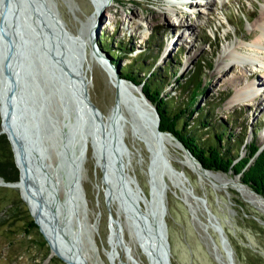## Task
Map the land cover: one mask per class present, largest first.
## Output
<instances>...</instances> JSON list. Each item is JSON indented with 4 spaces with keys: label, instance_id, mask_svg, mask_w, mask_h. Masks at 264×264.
Returning a JSON list of instances; mask_svg holds the SVG:
<instances>
[{
    "label": "rangeland",
    "instance_id": "374dc122",
    "mask_svg": "<svg viewBox=\"0 0 264 264\" xmlns=\"http://www.w3.org/2000/svg\"><path fill=\"white\" fill-rule=\"evenodd\" d=\"M46 1L69 32L86 36L96 11L95 0ZM263 7L264 0H112L101 11L85 45L90 52L93 50L92 57L84 63L89 68V95L103 112L110 134L120 136L125 168L141 187L143 198L150 197L153 141H145L133 132L130 114L123 104L115 118L116 87L108 70L97 61L113 63L99 41L105 36L110 49L119 52L113 74L123 76L120 66L130 62L138 67L133 71L138 77L154 69L162 82V95L173 96L170 101L176 106L188 103L194 83L186 89L180 84L201 60L204 66L198 77L203 91L196 98V109L181 115L179 126L212 139L225 129L227 133L220 143L227 146L244 133L240 158L246 143L254 141L260 148L264 146V38L260 39L264 22L258 20ZM183 15V23L173 25ZM252 30L257 31L255 36L242 38ZM118 43L123 44L124 50L118 48ZM126 48L132 51L125 53ZM242 57L248 61L245 67ZM234 76L237 81L231 79ZM225 94L227 97L222 99ZM201 114L206 115L210 127L200 125ZM228 132L236 136L228 138ZM161 134L167 140L161 143L157 171L166 184L170 263L264 264V205L259 201L262 196L241 181L240 173L206 169L174 134ZM51 161L55 162L54 155ZM207 170L213 171V176L204 175ZM82 186L85 211L80 215L87 223L96 220L92 236L98 261L111 264L105 250H113L115 264H148L135 237L127 230L124 212L106 190L90 147ZM19 195L18 188L0 185V217ZM6 227L7 235L14 239L8 242L0 227V264H67L56 254L48 259V243L42 246L33 235L25 237L13 231L16 227ZM95 250L89 249L88 253L94 254Z\"/></svg>",
    "mask_w": 264,
    "mask_h": 264
},
{
    "label": "water",
    "instance_id": "95a60500",
    "mask_svg": "<svg viewBox=\"0 0 264 264\" xmlns=\"http://www.w3.org/2000/svg\"><path fill=\"white\" fill-rule=\"evenodd\" d=\"M0 19V97L6 114L5 125L1 118L0 133L6 134L20 171V195L50 246L48 259L53 254L61 256L53 252L22 189L27 190L37 205L52 204L50 226L65 232L69 230L70 221L64 216L58 228L53 207L54 191L63 187V211L75 215L77 227L82 226L89 246L94 247L95 221L91 224L78 218L79 212L85 211L82 174L89 139L95 163L101 161L106 190L112 191L118 208L124 212L127 230L135 237L148 264H171L165 218L166 184L158 171L155 176L149 166L150 201L148 205L140 204L142 190L125 168L122 140L119 135L110 134L103 112L82 81L84 53L79 56L78 36L68 34L58 13L46 0H0ZM78 56L80 61H76ZM121 94L116 89L115 118ZM120 102L130 114L133 132L139 133L145 141L147 138L153 141L145 107L152 108L157 118V134L164 133L159 129V115L154 105L132 103L126 97ZM52 155L55 162L51 161ZM18 184L17 181H2V185L9 187L17 188Z\"/></svg>",
    "mask_w": 264,
    "mask_h": 264
},
{
    "label": "trees",
    "instance_id": "16d2710c",
    "mask_svg": "<svg viewBox=\"0 0 264 264\" xmlns=\"http://www.w3.org/2000/svg\"><path fill=\"white\" fill-rule=\"evenodd\" d=\"M99 42L102 49L108 51L112 59L111 62L117 64L120 57L119 52L110 49L105 36ZM117 45L121 51L124 50L122 43ZM128 51H132V48H126L125 53ZM201 63L200 60L197 68L191 72L190 77L180 84L181 88L186 89L190 83H194L188 103L182 106H176L170 101V97L172 98L173 96L162 95V82L159 74L154 69H149V74L144 73V75L138 77L137 74H133L134 69L138 67H135L130 62L120 66V71L123 74L122 78L135 85H140L144 95L153 103L159 115V129L162 132L174 134L204 168L213 171L228 172L231 170L235 173H240L241 181L264 197V146L260 148L259 144L254 141L246 143L245 153L239 158L244 133L237 136L235 141L227 146L220 143L223 135L227 133L225 129H222L218 134H214L212 139L211 137L203 138L192 129L179 126L178 120L181 115L183 113L189 115V112H193L196 109V98L203 91L201 80L198 77L200 70L204 66ZM208 64L211 65V61ZM226 97L227 94L222 96V99ZM198 122L206 127L211 126L210 121L204 114L199 116ZM231 136L235 137L236 135L228 132V138ZM19 174L20 171L15 165L10 143L6 139L5 134L0 133V176L5 181H16L19 179ZM7 225L16 227L13 231L23 233L25 237L33 235V239L41 243L42 246H46L48 243L21 195L13 200L9 211H5L4 215L0 217V227L4 229L3 236L9 242L14 238L7 235Z\"/></svg>",
    "mask_w": 264,
    "mask_h": 264
},
{
    "label": "bare ground",
    "instance_id": "6f19581e",
    "mask_svg": "<svg viewBox=\"0 0 264 264\" xmlns=\"http://www.w3.org/2000/svg\"><path fill=\"white\" fill-rule=\"evenodd\" d=\"M96 1V11H95V15L92 16V20H90L89 24H88V31L86 33L85 37H82L80 34L79 35H74L73 36H78L80 45L78 46V51H79V56L80 53L82 56V61H81V77H82V81L84 82V85L86 86L88 92H89V86H90V82H89V77L87 75L88 69L86 68V64L84 65V63L90 58L92 57V53L93 50H91V52L89 50L86 49V41H88V36L91 34L92 37V31L94 28V23L95 21L98 19V17L100 16L101 11L103 10V8H105L106 6L110 5V1L112 0H95ZM183 17H186L185 15L182 16V18L180 17L179 20H176L177 25H181L183 23ZM258 20L261 22H264V7L262 8ZM1 21V19H0ZM92 21V22H91ZM170 23V22H169ZM66 29V28H65ZM260 30H261V36L260 39L264 38V26H260ZM66 31L68 32V34H71V32H69L67 29ZM257 34V31L252 30L251 32H249L248 34H243L242 38H249L252 36H255ZM84 51V52H83ZM91 53V54H90ZM79 56L77 57L76 61H80ZM241 62L243 64V67L246 66L247 58L242 57L241 58ZM258 61H260V59H257ZM97 63L104 67V69L108 70L110 72V75L114 81L115 87L116 89L119 91V93H122L119 96L118 99V107L120 105H122V103L120 102L121 100L124 99V97L130 99V101L133 102H137L139 104H142V102H147V98L144 95L143 91L141 90L140 85H136L133 86L132 84H130L127 80H125L124 78H122L119 75H115L112 73L114 67L113 64L111 63H105L104 61H102V59H99L97 61ZM77 64V62H76ZM108 72V73H109ZM121 78V79H119ZM233 81H237V76H234L231 78ZM237 79V80H236ZM132 83V82H131ZM252 84H255L254 82H252ZM251 84V85H252ZM138 93V94H136ZM0 94H1V88H0ZM262 100H264V97L261 98ZM256 102V101H255ZM145 111L146 113L149 115L148 117V125L150 128V133L152 134V140H153V148L151 150V165H150V169L151 171L154 173V175H157V164L160 162V153H161V143L164 142L165 140H167V136H164L162 134H157L156 132V128H157V118H155V116H153V110L152 108H148L145 107ZM0 118L4 119V125L6 124V114L4 111V106H3V102L2 99L0 97ZM107 124V123H106ZM250 126V124H249ZM5 130L8 131V134L11 136V139H13V135H11L12 133L10 132L9 128H7L5 126ZM246 143V142H245ZM168 144V143H167ZM91 148L90 146V141L88 139L87 142V152H88V148ZM19 165H21V163L19 162ZM196 167H198L196 164H194ZM95 166L101 170V161H96ZM204 175L207 176H213L214 172L213 171H203ZM2 181H4L2 178H0V185H2ZM19 184L17 186L18 189H20L22 186V182L21 180H16ZM105 181V178H104ZM105 183V182H104ZM153 185V183H152ZM24 197L26 198V200L29 202L30 207L34 213V215L37 217L38 221L40 222L44 232L46 233V235L48 236L52 247H53V252H57L60 254V256L67 262V264H102L101 262L98 261V253L95 250V245L94 247L89 246V238L86 237V233L84 231V229L82 228V226L77 227V222H76V218L74 214H70L68 212H64L62 205L64 203V198H65V192H64V188L63 187H59V189L57 191H54L55 193V205L53 206L55 208V212L57 214V222L56 225L58 226V228H60V223L59 221L61 220V218H63L65 216V218L69 219V230H66L65 232L63 231H59V229L53 230L50 226V222H49V208L50 205L52 204H48L44 205L42 203H40V205H37L35 203V200L33 197H30L29 194L27 193V190L24 188V190L22 189ZM107 191L111 194V197L113 198V193L110 189H107ZM165 192V196H166ZM152 194L155 195V188L154 185L152 186ZM140 195H142L140 193ZM260 198V197H259ZM143 195L140 198V202H143V204L145 203L146 205H148L150 199H148ZM114 200V198H113ZM259 201L262 203V205H264V200L262 198L259 199ZM81 212H79L78 214V218L80 221H83V219L81 218ZM96 223V220H95ZM97 224V223H96ZM95 224V226H96ZM97 227V226H96ZM95 227V228H96ZM114 230L112 229V236L114 234ZM93 235V234H92ZM94 240V238H93ZM113 247L114 243H113ZM89 249H93L95 250V253L90 254L88 253ZM106 252V256L108 257V259L110 260V262H112V264L114 263V259H115V252H113V250H105ZM99 260L101 261L100 257Z\"/></svg>",
    "mask_w": 264,
    "mask_h": 264
}]
</instances>
